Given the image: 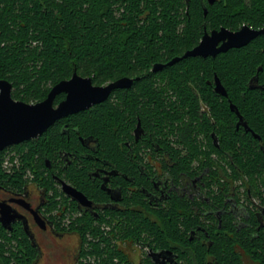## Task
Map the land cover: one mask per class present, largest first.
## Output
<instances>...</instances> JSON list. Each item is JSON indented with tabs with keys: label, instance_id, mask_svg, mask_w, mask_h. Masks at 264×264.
<instances>
[{
	"label": "trees",
	"instance_id": "obj_1",
	"mask_svg": "<svg viewBox=\"0 0 264 264\" xmlns=\"http://www.w3.org/2000/svg\"><path fill=\"white\" fill-rule=\"evenodd\" d=\"M243 24L264 26V0H0V79L11 82L13 98L40 101L74 71L90 76L95 85L134 78L129 87L112 90L90 109L62 117L38 137L1 150L0 183L21 187L27 169L45 183L44 159L60 149H83L77 134H93L99 155L122 157L120 148L134 139L140 122L144 135L132 141L137 156L142 149L167 148L176 175L179 170L203 175L201 192L210 201L177 196L166 208L150 209L156 220L130 210L110 231L81 215L67 229L84 239L91 234L85 253L92 254V262L85 264H132L115 247L112 232L121 238L145 237L154 248L177 244L185 264H264V218L258 212L264 205V33L215 56H190L152 70L155 63L194 47L204 27L236 30ZM215 74L227 96L215 92ZM63 97L58 94L54 103ZM230 101L249 129L236 125ZM57 123L69 124V136ZM11 149L21 164L7 172L3 155ZM85 170L75 164L65 172L88 190L95 184ZM240 188L247 203H240ZM139 197L136 192L135 199ZM240 205L248 216L236 218ZM197 224L205 233L189 240L188 231ZM0 238L18 243L17 251L8 248L6 255V243L0 242V264H35L36 250L19 227L7 231L0 224ZM143 264L155 263L146 259Z\"/></svg>",
	"mask_w": 264,
	"mask_h": 264
},
{
	"label": "flooded vegetation",
	"instance_id": "obj_2",
	"mask_svg": "<svg viewBox=\"0 0 264 264\" xmlns=\"http://www.w3.org/2000/svg\"><path fill=\"white\" fill-rule=\"evenodd\" d=\"M63 95L65 97V93ZM57 125L61 133L69 136L68 123H57ZM136 127L132 132L134 142L144 135L140 126L136 133ZM77 138L84 146L83 149H60L53 158L44 159L42 175L47 179L45 183L36 180L29 169L24 175L25 181L21 187L12 188L0 183V216L2 214L7 219L5 223H9L12 229L19 227L25 233L36 250L35 264H43L44 259L47 264H54L58 254L63 256L64 264L92 262V259L88 258L92 254L85 253L90 249L87 236L91 234L86 233L84 239L76 231L67 229L73 220L83 214L93 217L94 224H99L101 229L110 231L113 225L121 224L124 213L130 210L139 211L143 216L156 220L157 213L150 212V209L166 208L177 196H186L195 201L201 198L210 201L201 192L204 186L203 175L190 176L181 170L176 175L173 171L176 164L172 154L163 146L142 149L137 156L132 141L126 140V147L120 148L124 156L112 159L99 155L96 148L97 140L93 134L86 136L77 134ZM10 164L9 168L3 167L7 172H12L13 168L18 169L21 164L19 155L17 163L13 158ZM75 164L86 168L87 180L95 184L92 188L83 190L68 177L65 170L69 165ZM64 182L81 192L84 197L78 199L68 194L64 190ZM240 191L242 193L243 188H240ZM136 192L140 196L138 200L135 199ZM228 199L231 201L232 197ZM252 201L256 204L258 199L252 198ZM240 203H247V201L241 199ZM262 207L264 205L259 207L258 212L264 218L260 212ZM235 212L236 218L248 216L247 209L242 205L237 206ZM208 213L216 214L213 209H209ZM99 219L102 220L99 221ZM110 220L111 223H109ZM200 231L205 233L204 229L197 224L195 228L188 231V239H201ZM112 234L115 247L122 249L132 264H143L146 259L155 264H185L176 252L177 244L172 247L154 248L145 237L130 239L121 238L118 232H112ZM140 247L143 248V254H139L140 250H136ZM136 251L138 256L135 254ZM152 253L159 254L152 257Z\"/></svg>",
	"mask_w": 264,
	"mask_h": 264
},
{
	"label": "water",
	"instance_id": "obj_3",
	"mask_svg": "<svg viewBox=\"0 0 264 264\" xmlns=\"http://www.w3.org/2000/svg\"><path fill=\"white\" fill-rule=\"evenodd\" d=\"M215 1L207 0L209 4H213ZM206 12L207 8H204V14ZM263 33L264 26L253 28L247 24H243L236 30L225 26L211 30L204 27L203 34L194 47L187 49L181 55L172 57L166 63H155L152 70L157 71L166 65H172L190 56H215L220 52H226L230 48L244 46ZM241 34H244L246 38L241 39ZM210 40H214L215 44L211 45L209 43ZM133 80L134 78L132 77L123 76L103 85H95L92 83L90 76H82L74 71L70 78L62 79L55 83L44 99L37 102H26L13 98L11 82L6 79H0V86H2L0 88V97H2L0 99V151L11 145L36 138L57 119L85 110L94 104L106 100L112 90L129 87ZM81 82H86V87H77ZM214 90L223 96H227V92L216 74L214 76ZM61 92L65 93V97L54 105L55 96ZM229 106L238 116L236 125H243L246 129H249L247 122L243 119L235 104L230 101ZM139 126L140 122L137 124L136 133L139 130ZM254 136L258 137L256 134ZM64 190L78 199L83 196L81 192L65 182ZM260 212L264 215V207H262ZM5 220L7 219L1 214L0 222L3 228L11 230V225L5 223ZM158 254L152 253L151 255L155 257Z\"/></svg>",
	"mask_w": 264,
	"mask_h": 264
},
{
	"label": "rangeland",
	"instance_id": "obj_4",
	"mask_svg": "<svg viewBox=\"0 0 264 264\" xmlns=\"http://www.w3.org/2000/svg\"><path fill=\"white\" fill-rule=\"evenodd\" d=\"M206 107V105L205 104H202V108L204 109ZM4 157H3V161H2V166L3 167H5V168H9V166L11 165L10 163H8V164H6V162H5V160H7V162H10V159L9 158H11V157H13L14 159H15V162L17 163V158H18V153L15 151V150H13V149H11V150H7V152H5V154L3 155ZM11 167V166H10ZM243 200L244 199V201H246L245 200V198H244V196H243V194L241 193L240 194V200ZM7 236H10L9 234H7ZM87 239H88V241L87 242H89V241H91V235H89V236H87ZM0 242H5L6 243V250H5V252H4V254H6V255H9V250H8V248H11V250H13V251H17V250H15L16 249V246H17V241H16V239H10L9 241H5V240H3L2 238H0ZM57 248H58V246H57ZM56 248V249H57ZM58 250V252H59V249H57ZM136 250H140V252H139V254H143V248H141L140 247V249H137L136 248ZM132 252V251H131ZM135 254L138 256V253H137V251L135 252ZM140 256V255H139ZM135 259L136 258H138V257H134ZM63 260H64V258H63V256L61 255V254H58V256H57V260H56V262L54 263V264H64V262H63ZM43 264H47V262H46V259H44V262H43ZM245 264H252V263H250V262H246L245 261Z\"/></svg>",
	"mask_w": 264,
	"mask_h": 264
},
{
	"label": "snow or ice",
	"instance_id": "obj_5",
	"mask_svg": "<svg viewBox=\"0 0 264 264\" xmlns=\"http://www.w3.org/2000/svg\"><path fill=\"white\" fill-rule=\"evenodd\" d=\"M241 39H245L246 37L244 36V34H241ZM209 43L211 45H214L215 44V41L214 40H210ZM77 87H86V82H81L79 85H77ZM0 88H2V86H0ZM0 99H2V97H0Z\"/></svg>",
	"mask_w": 264,
	"mask_h": 264
},
{
	"label": "built area",
	"instance_id": "obj_6",
	"mask_svg": "<svg viewBox=\"0 0 264 264\" xmlns=\"http://www.w3.org/2000/svg\"><path fill=\"white\" fill-rule=\"evenodd\" d=\"M10 159V162H11V158H9ZM5 162H6V164H8V163H10V162H7V160H5ZM91 238H92V236H91ZM89 243V242H88ZM88 258H91L92 259V257H88ZM94 258V257H93Z\"/></svg>",
	"mask_w": 264,
	"mask_h": 264
}]
</instances>
